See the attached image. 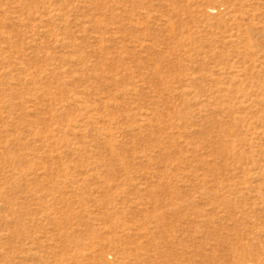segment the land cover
<instances>
[{"label": "rangeland", "instance_id": "obj_1", "mask_svg": "<svg viewBox=\"0 0 264 264\" xmlns=\"http://www.w3.org/2000/svg\"><path fill=\"white\" fill-rule=\"evenodd\" d=\"M0 264H264V0H0Z\"/></svg>", "mask_w": 264, "mask_h": 264}]
</instances>
